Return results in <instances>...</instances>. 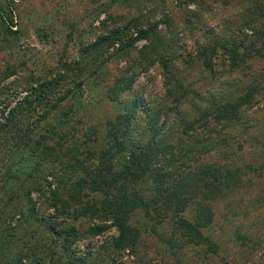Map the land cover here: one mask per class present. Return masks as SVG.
I'll return each mask as SVG.
<instances>
[{
    "label": "rangeland",
    "instance_id": "1",
    "mask_svg": "<svg viewBox=\"0 0 264 264\" xmlns=\"http://www.w3.org/2000/svg\"><path fill=\"white\" fill-rule=\"evenodd\" d=\"M0 14V264H264V0H0ZM239 100L233 119L211 113ZM116 130L127 150L203 152L173 168L182 211L151 177L127 228L62 209L53 192L124 162L97 161ZM26 134L43 146L28 152Z\"/></svg>",
    "mask_w": 264,
    "mask_h": 264
},
{
    "label": "trees",
    "instance_id": "2",
    "mask_svg": "<svg viewBox=\"0 0 264 264\" xmlns=\"http://www.w3.org/2000/svg\"><path fill=\"white\" fill-rule=\"evenodd\" d=\"M0 18L4 24H13V17L3 19L0 14ZM7 30L11 32L10 28H7ZM57 88H55V86L50 87L49 83L42 84L39 89L33 90V95L30 93V95L25 97L18 107L9 113L10 119L8 121H13V116L16 113L21 112L23 104L29 108V106H32L35 103H41L44 100L48 101L51 94H53ZM242 104V100H239L237 103L225 102L221 105L212 101L211 105L214 106V110L211 111V113L215 115L216 119H220L221 121L230 120L236 116L237 109ZM50 107L54 109L57 105L56 103L50 104ZM23 112H25V110H23ZM209 115L210 112L204 111L201 118L207 119ZM44 129L54 131L55 124L49 123ZM117 131L118 130L111 134L113 145L109 150L102 152V156H98L97 161L112 159L113 156L118 154L124 157V162L119 165L118 169L112 167L111 169L104 170L102 167L98 169V171L91 170L87 172L83 179L76 182L75 186H78L77 188L79 190L67 194L66 198L59 193L57 194L56 192H53L54 198L61 203L62 209L68 211L71 206H74L76 207L75 210H77L78 215L80 214L91 218L101 217L103 220L112 221V224L116 227L124 228L127 225L128 215L131 208L135 209L143 205L147 208V205L144 204V198L140 193V188L142 187L141 184H144L143 181H145L147 177H151L157 181L159 180V184H161L160 181L164 182L165 188L159 193L160 198L166 200V204L168 205L170 204L179 207L176 209L177 211H179V209L182 211L188 202L181 200L180 198L182 197L183 192H185V188H188V186L184 182L174 184L173 186L170 184V182L177 181L174 177H178V174L175 175L172 172L175 171L173 168L174 166H177L179 171H181V169L183 170L187 164L196 162V160H193L192 158L193 155H201L203 152L200 153L199 150L195 151L194 147H178L177 151L169 145V149H167V147H160L159 144L154 142H148L145 145L140 146L138 151L132 149L127 150L124 140H118ZM30 136V134H26L22 138L21 144V146H24L28 152L36 151L43 146L45 135H39L36 138H31ZM125 151L127 154L124 153ZM155 153H157V156L162 154L166 163H169L168 166L162 167L161 169H155L154 160L157 158ZM173 162L175 165H173ZM190 167L189 164L187 170H190ZM205 175L211 176L212 174L210 171H203V169H200L197 173L196 179L200 180ZM98 193L101 194V199L91 200V194H93L94 197H97ZM84 197L89 198L86 200V203L83 202ZM180 222L182 226L187 227L191 232H194V230L196 231L198 226L207 225L203 222L200 224L197 223L196 225L187 224V221L185 222L183 220H180ZM51 227L55 230L56 234L62 235L61 231L55 226H50L49 228L51 229ZM196 232L198 233L199 231ZM126 241V231L123 230L120 232V237L116 245H124L123 243H126ZM67 245L72 244L67 243Z\"/></svg>",
    "mask_w": 264,
    "mask_h": 264
}]
</instances>
